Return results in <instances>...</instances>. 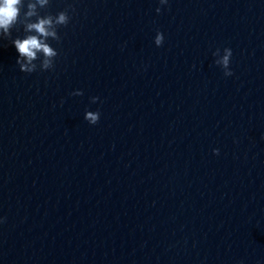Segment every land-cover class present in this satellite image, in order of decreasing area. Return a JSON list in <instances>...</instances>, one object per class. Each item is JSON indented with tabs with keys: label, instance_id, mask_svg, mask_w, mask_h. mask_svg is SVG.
Instances as JSON below:
<instances>
[{
	"label": "clouds",
	"instance_id": "9594fccd",
	"mask_svg": "<svg viewBox=\"0 0 264 264\" xmlns=\"http://www.w3.org/2000/svg\"><path fill=\"white\" fill-rule=\"evenodd\" d=\"M49 3L50 0H0V34L10 37L11 29L17 24L22 25L24 32L29 33L23 39L18 37L12 41L19 54L16 64L23 73L31 74L38 67L41 71L54 68V61L58 56V51L46 41L50 38L59 42L58 28L69 24L71 20L70 10L75 12V8L69 5L68 9L55 15L47 14L41 16L40 10L45 9ZM159 4L167 5L168 0H159ZM25 7L26 11L21 16V10L25 9ZM156 12L160 13L161 8L157 7ZM163 41V33L157 31L154 38L155 45L159 47L163 44ZM213 56L216 57L215 64L223 69L226 77L233 75L230 69L232 57L230 48H224L223 54H221L220 49H217ZM37 60L40 61L39 65L35 63ZM71 94L80 96L83 95V92L77 90ZM98 99L99 97H92L91 102L96 103ZM84 119L89 124L95 125L100 119V112L86 110ZM213 152L216 155L219 154L218 149H214Z\"/></svg>",
	"mask_w": 264,
	"mask_h": 264
}]
</instances>
